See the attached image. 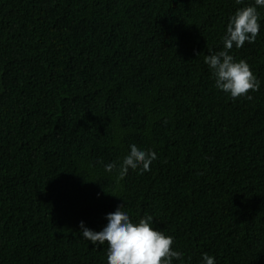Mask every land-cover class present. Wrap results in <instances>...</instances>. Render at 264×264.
Listing matches in <instances>:
<instances>
[{"label":"trees","instance_id":"1","mask_svg":"<svg viewBox=\"0 0 264 264\" xmlns=\"http://www.w3.org/2000/svg\"><path fill=\"white\" fill-rule=\"evenodd\" d=\"M253 2L0 0V264H107L79 225L117 207L185 264H264V19L230 51L261 82L251 99L204 62ZM130 144L157 159L117 184L104 165Z\"/></svg>","mask_w":264,"mask_h":264},{"label":"clouds","instance_id":"2","mask_svg":"<svg viewBox=\"0 0 264 264\" xmlns=\"http://www.w3.org/2000/svg\"><path fill=\"white\" fill-rule=\"evenodd\" d=\"M241 2L236 0L237 4ZM260 9H264V0H254L251 5L238 8L230 16L222 36V50H209L204 59L215 88L232 99L242 96L251 99L248 93L261 86L247 61L237 60L230 54L234 46L239 49L245 42H255L261 29L260 21L264 19ZM129 149L118 167L115 162L104 165L105 172L115 171L117 184L126 177L129 169H139L141 173L150 171L151 164L157 159L153 149H143L136 144H130ZM105 219L107 224L99 231L88 228L84 221L80 222L79 228L82 238L94 248L107 244V264H185L184 254L173 247L174 237L154 228L151 215L145 214L134 221L124 207H117L107 213ZM200 264H216V258L203 253Z\"/></svg>","mask_w":264,"mask_h":264}]
</instances>
